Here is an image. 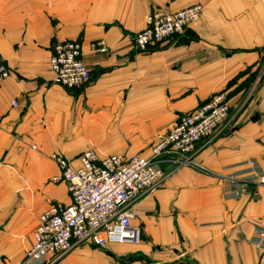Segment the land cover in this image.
Listing matches in <instances>:
<instances>
[{"label":"crops","instance_id":"1","mask_svg":"<svg viewBox=\"0 0 264 264\" xmlns=\"http://www.w3.org/2000/svg\"><path fill=\"white\" fill-rule=\"evenodd\" d=\"M197 3L204 11L183 34L135 51L152 11ZM67 40L82 43L91 69L81 90L54 84L49 71L53 45ZM97 41L108 50H94ZM0 57L12 70L0 83V264H264L253 242L264 185L236 199L222 188L248 160L264 169V0H0ZM218 92L243 107L191 164L164 163L161 183L131 201L138 242H86L25 262L40 216L72 202L51 154L75 164L89 149L149 156Z\"/></svg>","mask_w":264,"mask_h":264},{"label":"built area","instance_id":"2","mask_svg":"<svg viewBox=\"0 0 264 264\" xmlns=\"http://www.w3.org/2000/svg\"><path fill=\"white\" fill-rule=\"evenodd\" d=\"M204 11L200 3L176 12L161 9L147 17V26L133 36L137 53L150 46L183 34L196 23ZM92 48L106 52L103 41ZM49 71L54 84L71 90H81L91 79V69L83 59V45L78 40L58 41L53 45ZM12 70L0 57V83L10 78ZM17 105V101H13ZM244 101L232 105L226 93L218 92L184 115L175 126L151 147V154H112L101 157L96 150L84 151L75 164L63 154L53 153L61 176L68 185L72 202L57 206L39 218L33 246L25 253V262L46 261L68 253L82 243L107 248L110 243L138 242L139 227L132 224L135 212L131 201L147 189L158 186L164 179V163L174 166L191 164V159L203 140L216 136L223 124L235 120ZM244 172L224 176L223 192L227 198H240L252 193L254 185H264V169L255 159L246 161ZM254 244L264 249V221L256 220Z\"/></svg>","mask_w":264,"mask_h":264},{"label":"rangeland","instance_id":"3","mask_svg":"<svg viewBox=\"0 0 264 264\" xmlns=\"http://www.w3.org/2000/svg\"><path fill=\"white\" fill-rule=\"evenodd\" d=\"M262 75H264V67H262ZM161 137V136H160ZM160 137H158V138H160Z\"/></svg>","mask_w":264,"mask_h":264},{"label":"trees","instance_id":"4","mask_svg":"<svg viewBox=\"0 0 264 264\" xmlns=\"http://www.w3.org/2000/svg\"><path fill=\"white\" fill-rule=\"evenodd\" d=\"M205 101H206V100H205ZM205 101H204V102H205ZM204 102H202V103H204ZM202 103H201V104H202Z\"/></svg>","mask_w":264,"mask_h":264}]
</instances>
